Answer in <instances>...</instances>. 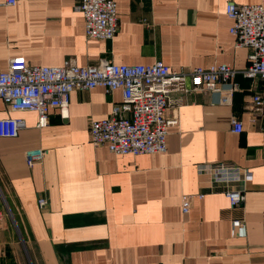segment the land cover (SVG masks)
Returning a JSON list of instances; mask_svg holds the SVG:
<instances>
[{"label":"crops","instance_id":"obj_1","mask_svg":"<svg viewBox=\"0 0 264 264\" xmlns=\"http://www.w3.org/2000/svg\"><path fill=\"white\" fill-rule=\"evenodd\" d=\"M79 1L0 0V71L16 57L45 67L161 61L173 70L242 71L251 50L231 35L226 5L264 4L114 0L119 31L105 41L87 38ZM237 76L230 104L225 91L172 92L167 117L178 123L168 151L138 157L91 143L90 123L112 115L121 90H75L66 117L54 109L43 128L36 112L10 113L0 99V120L26 122L17 138H0V264H264V104L255 113L248 107L255 94L264 103V82ZM36 149L47 154L30 168L26 152ZM225 161L251 174L231 184L246 195L241 207L231 208L227 184L198 173L199 164Z\"/></svg>","mask_w":264,"mask_h":264},{"label":"built area","instance_id":"obj_2","mask_svg":"<svg viewBox=\"0 0 264 264\" xmlns=\"http://www.w3.org/2000/svg\"><path fill=\"white\" fill-rule=\"evenodd\" d=\"M7 7H15L18 0H3ZM226 16L232 21L231 35L238 46L251 50L250 64L242 71L226 64L205 68L173 70L163 62L152 65H115L101 60L97 65L79 67L70 63L65 67H45L29 64L25 58L9 61L8 69L0 71V99L10 113L33 112L39 116L37 127L49 125L50 112L60 109L63 116L70 104V94L75 90H92L103 87L109 95L121 90L123 101L114 103L112 115L90 123L91 143L95 148L106 146L116 156L164 154L168 151L169 128L178 123L167 117L171 93L225 91L222 102L230 104L240 90L237 75L264 82V4L226 5ZM84 16V29L88 39L112 41L119 31V15L114 0H80L77 6ZM189 83L191 86H189ZM227 87V89H223ZM263 97L255 94L248 107L259 112ZM233 132L243 131L240 121L233 120ZM26 127L22 118H1L0 138H17ZM46 151L26 152L27 166L42 163ZM199 175H208L214 184H227L224 190L231 208L241 207L246 201L243 190L231 184L249 181L250 172L232 162L199 164ZM201 199L204 195H199ZM40 208L47 205L39 198ZM187 209L183 213H187ZM3 213L0 210V220ZM240 223V222H237Z\"/></svg>","mask_w":264,"mask_h":264}]
</instances>
